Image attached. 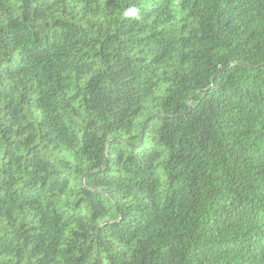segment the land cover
Here are the masks:
<instances>
[{
    "label": "trees",
    "instance_id": "16d2710c",
    "mask_svg": "<svg viewBox=\"0 0 264 264\" xmlns=\"http://www.w3.org/2000/svg\"><path fill=\"white\" fill-rule=\"evenodd\" d=\"M0 264H264V0H0Z\"/></svg>",
    "mask_w": 264,
    "mask_h": 264
},
{
    "label": "water",
    "instance_id": "95a60500",
    "mask_svg": "<svg viewBox=\"0 0 264 264\" xmlns=\"http://www.w3.org/2000/svg\"><path fill=\"white\" fill-rule=\"evenodd\" d=\"M224 70H225V69H224ZM224 70H221L218 74H216V75L213 77V79H212V85H211L206 91H208L209 89H211V88L213 87L214 82H215V79H216L217 76H218L222 71H224Z\"/></svg>",
    "mask_w": 264,
    "mask_h": 264
},
{
    "label": "clouds",
    "instance_id": "9594fccd",
    "mask_svg": "<svg viewBox=\"0 0 264 264\" xmlns=\"http://www.w3.org/2000/svg\"><path fill=\"white\" fill-rule=\"evenodd\" d=\"M134 13H135V9L132 10V14H134Z\"/></svg>",
    "mask_w": 264,
    "mask_h": 264
}]
</instances>
